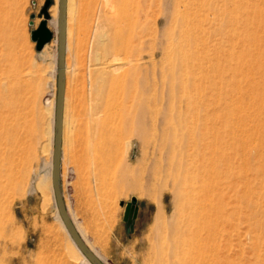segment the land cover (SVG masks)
Returning a JSON list of instances; mask_svg holds the SVG:
<instances>
[{
    "label": "rangeland",
    "instance_id": "rangeland-1",
    "mask_svg": "<svg viewBox=\"0 0 264 264\" xmlns=\"http://www.w3.org/2000/svg\"><path fill=\"white\" fill-rule=\"evenodd\" d=\"M197 1L146 0V27L151 40L141 46L142 53L148 56L154 49L155 68L158 70L164 66L167 73L165 76L155 75L149 64L150 72L140 75L131 85L124 74L127 66L120 67L121 63L112 65L116 62L115 57H124L118 45L127 26L123 18L125 0H70L72 44L71 50L65 53L68 65L70 63L69 124L67 138L61 140L60 186L70 217L107 264H156L159 256L153 253L152 245L160 222L158 208L165 210V218L175 219L185 202L184 196L177 195L166 172V160L173 155L170 136L180 135L184 130L177 129V126L166 131L163 127L153 129L150 124H145L143 116L150 112H164L170 116L178 108L180 98L173 89L172 63L178 62L181 73H185L193 65L192 59L198 51L211 58L212 44L220 42L221 37L226 40L223 31L226 26L219 25V19H226L227 2L210 0L218 10H208L212 21L207 20L205 28L211 31L210 36L216 27L222 29L212 37L214 40L205 36L206 41L210 40V48L180 41V23H175L174 19L176 8L180 4L189 9L197 7ZM249 1L250 12L253 8H264V0ZM43 2L0 0V93L5 96V101L11 102L14 91L21 84L23 91L19 96L24 101L20 120L12 112L11 104L5 106L4 101L0 106V264H85L78 258L73 241L56 211L50 182L52 160L50 151L43 149L49 139V127L54 130V114L49 112V103L45 102L47 100L41 92L39 94L35 83L41 81V66L55 61L51 68L54 80L50 83L55 84L56 98L59 29V18L56 24L50 14L52 37L46 42L47 50L42 53L36 49L30 30L40 20L37 12ZM55 3L56 0H51L50 8ZM194 11L191 10V14ZM30 13L35 16L31 18ZM31 19L32 23L29 22ZM252 25L251 31L264 38V26ZM96 26H101V43L98 42ZM238 37L236 48L241 53L243 37ZM160 40L163 41L161 45ZM203 61L199 65L207 74L211 73L213 60ZM237 65L241 73L240 60ZM220 67L223 70L221 98L210 103L207 106L209 111L202 113L208 126L209 120H214L215 129L222 134L227 111L223 96L227 89L224 74L227 73L224 63H220ZM243 80L240 74L233 92L238 108L234 114L238 143L243 140L241 109L246 88ZM205 84V98L210 102V85ZM253 95L249 93L245 103L252 101ZM256 123L251 121L248 127V136L253 135L247 152L248 177L252 199L261 207L252 204L250 219L240 221L236 229H231L233 253L239 248L250 253L254 248L258 250L259 245L264 251V226L259 229L257 222V219L264 221V169L259 167L264 163V155L261 157L259 150L264 146V135L257 131ZM44 130L46 134L43 135ZM226 139L223 137L219 145L222 146ZM240 145L234 155L238 163L243 157ZM48 147L53 149L50 144ZM232 193L231 190L225 193L226 202L232 200ZM127 202L136 207L135 215L131 209L126 216Z\"/></svg>",
    "mask_w": 264,
    "mask_h": 264
},
{
    "label": "bare ground",
    "instance_id": "bare-ground-1",
    "mask_svg": "<svg viewBox=\"0 0 264 264\" xmlns=\"http://www.w3.org/2000/svg\"><path fill=\"white\" fill-rule=\"evenodd\" d=\"M225 1L228 5L224 14L226 19H219V25L224 24L226 26L223 28V31L225 30L224 35L226 40L223 41V37H221L220 42L212 44L213 48L210 49L212 51L211 58L206 55L204 56V54L198 51V54L192 59L193 65L189 66L188 70H185V73H181L182 70L179 69L180 65L178 62L172 63L173 65L170 63V70L172 69L171 72L173 75V89L177 90L180 98L178 106H176L178 108L170 116L164 112H150L147 116L145 114L143 116V119L146 120L145 124H150L153 129L158 130L159 127H163V130L166 131L167 128L170 129L172 126H174V128L177 126V129L180 128L184 130L180 135L175 133L170 136L173 155L167 158V166H165L167 176L172 180L177 195L184 196L185 202L181 205L178 216L175 219L165 218V210L163 211L161 207L158 208L157 219L160 218V222L156 227V239L152 245L153 253L159 256L156 264H264V251L260 249V245L257 247L258 250L254 248L250 253H246L244 248H239L238 251L234 253L231 251V229H236L240 221L244 220L247 222L250 219L249 207L252 204L260 206V204L252 199V188L249 185L248 177L250 165L247 152L253 136L250 134L248 136L249 122L256 121L255 127L257 131L260 132L261 136L264 135V81H262L264 79V38L260 34L253 33V30L251 31L253 26L252 23L264 26V8L263 6H261L262 8L260 10L253 8L250 12L249 10L252 7L249 9L251 4L249 0ZM194 4L195 3H193V5ZM196 4L197 7L190 9L183 4H178L179 6L176 8L174 19L175 23H180L179 27L181 33H178L181 39L180 41H186L188 45L194 44L196 47L207 45L205 47L210 48V40L206 41L207 39H205V36H207L208 39L211 38V40H214L212 37L217 34V31L220 30L221 32L222 29L216 27V30H213L214 34L210 36L211 31L206 30L205 22L207 20L212 21L210 20L208 10L213 8L217 11L218 6L210 0H198ZM50 6L51 4L48 7L49 15L51 14L54 23L58 24L59 0H56L53 7L50 8ZM193 9H195V13L191 14V10ZM70 15V0H65L64 85L61 115V140L62 138H67L69 124L67 107L69 99L68 73L70 72V63L68 65L65 53L66 50H71L72 44ZM51 16H49L47 20L48 26ZM147 17L148 8L146 6V0H125L123 18L127 25L126 32L120 37L118 36L120 38L118 48L120 52H123L124 57H115L113 60L116 62L112 63V65L121 63L122 65L120 67L127 66L124 69V74L131 85L135 80L139 79L140 75L150 72L149 64L152 65L153 74L165 76L167 73L164 66L158 70L155 68L154 49L148 56L142 53L141 46L151 40L146 27ZM38 18L41 19V17ZM240 20H242L241 22L243 23L242 28L240 27ZM95 31L97 32L98 42L101 43V26H96ZM220 32L218 34H220ZM238 35L243 37V42H241L243 43V51H241V53L238 51V48H236V39L239 38ZM172 40L174 41V39ZM172 40L170 42L171 44L173 43ZM162 42L163 41L160 40L159 44L161 45ZM46 46L45 43L40 49L42 53L47 50ZM205 59L211 60V62L213 60L210 69L211 73L209 74L199 65L200 63H204L203 60ZM142 60H146L145 63L142 62ZM239 60L243 67L241 73L237 65V63L239 64ZM188 61H190V59H188ZM54 62L55 61H52L48 65L41 66V81L35 83V88L39 94L41 92L42 96L47 100L45 102L49 103V112L54 114V130L49 127L47 132L49 134V139L47 143L43 145V149L47 148L48 152L50 151L49 155L51 156V160L53 149H49L48 146L49 144L53 146V133L55 131V84L54 82L50 83V81L54 80V76L51 74V68ZM220 63H224L225 73H227V75L224 74L227 89H225L226 91L223 95L227 111L223 124L225 130L223 129L222 134L215 129V125H213L214 120L210 119V125L208 126L207 118H205L206 116L202 113L209 111L207 106L210 103L221 98L222 81L220 78L223 75V70L220 67ZM198 65V69H194ZM120 67H116L115 69ZM240 74L244 79L243 81L246 88L241 109L243 114V140H241V143H238L235 138L236 127L234 126V114L238 108L233 98V92L235 88H237V78ZM257 75L259 79L256 77ZM198 81L201 83H199V85L195 84ZM207 82L211 90L210 102H207L205 98V83ZM149 85L150 84H148V86ZM22 86L23 85L19 84L17 89L15 91L13 90L14 93L12 92L13 98L11 102H8V100L5 101V96L3 97V94L0 93V106L4 105V101L7 103L5 106L11 104L12 112L19 120L21 119L20 112L24 107V101L19 96L23 91ZM251 92L252 94L254 93L252 101L245 103V97ZM43 97H41V100ZM11 109L8 108L7 110ZM8 118L10 119V115H8ZM44 134H46L45 130L43 131V135ZM244 136L247 137L244 139ZM168 137L169 135L167 138ZM223 137L227 139L223 142L222 146H220L219 142L220 140L223 141ZM239 144H241L240 148L243 156L240 163H238L234 157V155L236 156ZM260 147V156L262 157L264 155V146ZM61 148L60 146V155ZM259 167L264 169V163L259 164ZM37 180H39V176ZM238 181L241 182L240 188L238 187ZM50 182L53 190L52 181ZM229 190L233 192L232 196H230L232 200L226 202L225 193ZM56 211L59 213L58 209ZM254 213V215H258L257 212ZM60 221L65 232H67L61 217ZM257 222L260 225L259 229H261L262 226H264V221L257 219ZM76 230L79 233L77 228ZM253 246L256 245L254 244ZM73 248L79 259L85 264H91L74 242ZM103 262L106 263L105 261Z\"/></svg>",
    "mask_w": 264,
    "mask_h": 264
},
{
    "label": "water",
    "instance_id": "water-1",
    "mask_svg": "<svg viewBox=\"0 0 264 264\" xmlns=\"http://www.w3.org/2000/svg\"><path fill=\"white\" fill-rule=\"evenodd\" d=\"M51 4V0H44L37 16L41 17L36 27L30 30V38L35 41L36 49H41L43 45L49 41L52 37V30L47 24L49 18L48 7ZM35 13H30V17L33 18ZM30 23L33 22L31 19ZM64 25H65V0H59V29H58V46H57V82H56V102H55V131L53 139V153H52V170L51 179L54 190V197L56 206L65 225V228L73 240L74 244L86 257L91 264H105L101 259L86 245L79 233L77 232L65 206L63 195L60 186V146H61V115H62V101H63V65H64ZM123 204V202H121ZM133 209L134 215L136 213V207L131 202L126 203V216ZM130 220V219H129Z\"/></svg>",
    "mask_w": 264,
    "mask_h": 264
},
{
    "label": "crops",
    "instance_id": "crops-1",
    "mask_svg": "<svg viewBox=\"0 0 264 264\" xmlns=\"http://www.w3.org/2000/svg\"><path fill=\"white\" fill-rule=\"evenodd\" d=\"M75 227L78 229L80 235L82 236L83 240L85 241V243L90 247V249H92V251L101 259L103 260L104 258L93 248V246L90 244V241L85 237V234L83 233L82 229L80 227H78V225H76L75 221L73 220ZM103 258V259H102ZM105 261V260H103ZM106 264V263H105Z\"/></svg>",
    "mask_w": 264,
    "mask_h": 264
}]
</instances>
